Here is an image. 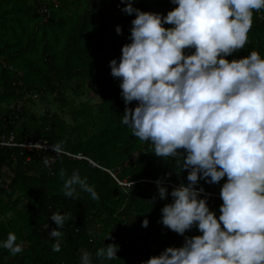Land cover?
<instances>
[{"label":"trees","instance_id":"1","mask_svg":"<svg viewBox=\"0 0 264 264\" xmlns=\"http://www.w3.org/2000/svg\"><path fill=\"white\" fill-rule=\"evenodd\" d=\"M44 5L49 15L42 13ZM132 6L162 16L177 7L171 0H133ZM124 7L121 0H0V136L13 131L18 143L46 140L49 145L63 142L64 148L57 156L50 148L0 146V244L11 232L23 247L13 256L0 246V264H81L85 251L92 254V264H143L168 247H182L185 237L202 235L196 226L179 235L161 222L162 208L173 202L171 191L189 183L188 171L180 167L186 153L157 157L150 141H140L122 123L125 108L137 106L135 101L125 105L121 81L110 68L131 42L135 13H125ZM261 12L253 14L248 43L227 60L252 51L264 58ZM88 83L99 101L77 103L70 91L83 95ZM33 94L51 97L68 110L71 121L49 109L38 114L6 106L25 96L33 100ZM75 171L94 187L98 201L79 186L78 198L64 196V181ZM157 180L167 189L166 199L159 197ZM226 180L209 184L200 179L195 186L203 189L200 198L207 197L217 218ZM54 213H70L59 252L52 251L56 238L50 236L57 228L50 218ZM108 244L118 246V258L98 259L96 251Z\"/></svg>","mask_w":264,"mask_h":264},{"label":"clouds","instance_id":"2","mask_svg":"<svg viewBox=\"0 0 264 264\" xmlns=\"http://www.w3.org/2000/svg\"><path fill=\"white\" fill-rule=\"evenodd\" d=\"M121 2L135 19L119 63L110 61L111 75L121 81L125 105L137 102L125 108L122 123L140 141H150L157 157L186 153L180 167L189 183L171 191L173 202L162 208L161 222L179 235L193 226L202 233L143 264H264V58L257 51L225 58L248 43L253 14L264 10V0H171L177 7L166 16L133 8V0ZM116 32L121 34L119 26ZM188 49L194 52L185 54ZM51 146L57 156L64 153L63 142ZM224 177L217 218L195 186L200 179L216 184ZM156 183L166 199L167 189ZM76 186L99 200L78 171L64 181V196L78 198ZM69 215L50 217L57 226L50 232L54 252L61 250ZM16 241L10 232L0 246L15 256L23 251ZM117 251L108 244L95 255L114 260ZM81 264H92V254L85 251Z\"/></svg>","mask_w":264,"mask_h":264},{"label":"rangeland","instance_id":"3","mask_svg":"<svg viewBox=\"0 0 264 264\" xmlns=\"http://www.w3.org/2000/svg\"><path fill=\"white\" fill-rule=\"evenodd\" d=\"M72 91H70L69 95L72 98H76L77 103L88 101L90 104H94L99 101L98 91L90 83L86 84L84 87L83 95L74 94ZM32 98L34 101L29 100L28 96H25L22 100L12 101L11 103L5 105L11 111H22L29 108L38 114H42L45 109H49L51 114L58 112L66 121H71V115L68 113V110H63L59 103L52 102L51 97L48 95L37 96L36 94H33Z\"/></svg>","mask_w":264,"mask_h":264},{"label":"built area","instance_id":"4","mask_svg":"<svg viewBox=\"0 0 264 264\" xmlns=\"http://www.w3.org/2000/svg\"><path fill=\"white\" fill-rule=\"evenodd\" d=\"M42 13L46 15L50 14L49 9L46 5L42 7ZM258 13L261 14L262 12L260 11ZM37 143L46 148H50L52 150V146L49 145L46 140H39L36 142L29 140L23 143H18L16 141V135L13 131L5 132L0 136V146H22L25 149L32 150L34 148H41V147L36 146ZM50 164H51V161H49L47 166H49Z\"/></svg>","mask_w":264,"mask_h":264}]
</instances>
